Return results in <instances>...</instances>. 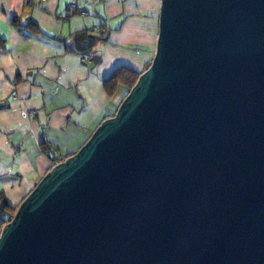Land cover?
<instances>
[{"label":"water","instance_id":"95a60500","mask_svg":"<svg viewBox=\"0 0 264 264\" xmlns=\"http://www.w3.org/2000/svg\"><path fill=\"white\" fill-rule=\"evenodd\" d=\"M0 264H264V0H161L151 65L3 226Z\"/></svg>","mask_w":264,"mask_h":264},{"label":"crops","instance_id":"0c3cea01","mask_svg":"<svg viewBox=\"0 0 264 264\" xmlns=\"http://www.w3.org/2000/svg\"><path fill=\"white\" fill-rule=\"evenodd\" d=\"M72 3L78 11L70 16ZM160 5L161 0H0V190L10 207L18 208L58 164L42 152L44 140L70 157L117 113L126 92L110 94L108 80L119 68L142 72L152 62ZM82 30L102 38L87 53L98 56V63L87 65L70 49L73 34Z\"/></svg>","mask_w":264,"mask_h":264},{"label":"trees","instance_id":"16d2710c","mask_svg":"<svg viewBox=\"0 0 264 264\" xmlns=\"http://www.w3.org/2000/svg\"><path fill=\"white\" fill-rule=\"evenodd\" d=\"M13 23L15 24V26L17 25L16 21H14ZM28 27H34L37 32L39 30L37 25H35L34 23H29ZM98 39L102 40L100 36H94L91 33V30H82L75 32L73 34V41H72L73 46L70 49L72 52H75L79 55L85 53H91ZM150 65L151 63H148L144 71H146ZM144 71L140 72L128 67H122L117 69L108 80L111 83V88L109 90V93L114 94L118 89L122 88L125 90L127 96L131 91V89L136 84V82L138 81L140 75ZM40 147L42 152L46 154L50 158V160H52L54 163H59L69 158V157L64 158L61 155H59L57 149L46 140H44L41 143ZM17 209L18 208L10 207V205L7 203L4 197L3 192L0 190V222L2 228L4 225L9 223L13 219V217L17 212Z\"/></svg>","mask_w":264,"mask_h":264},{"label":"built area","instance_id":"2783aa9c","mask_svg":"<svg viewBox=\"0 0 264 264\" xmlns=\"http://www.w3.org/2000/svg\"><path fill=\"white\" fill-rule=\"evenodd\" d=\"M68 10H69L68 11V15H70V16L75 14L78 11V9H77V7H76V5L74 3L69 5V9ZM81 15L82 16H86L87 13L83 11V12H81ZM93 33H96L97 35H101V36H104V37L107 35L106 30H101V29H98V28H94ZM81 60L87 65H92L93 62H94L93 57L91 55L87 54V53L81 55Z\"/></svg>","mask_w":264,"mask_h":264}]
</instances>
